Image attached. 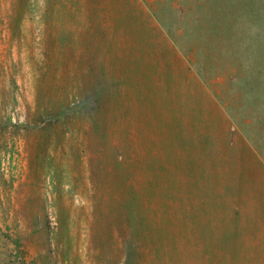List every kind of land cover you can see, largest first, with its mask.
<instances>
[{
	"label": "rangeland",
	"instance_id": "obj_1",
	"mask_svg": "<svg viewBox=\"0 0 264 264\" xmlns=\"http://www.w3.org/2000/svg\"><path fill=\"white\" fill-rule=\"evenodd\" d=\"M240 207L264 264V0H0V264L223 262Z\"/></svg>",
	"mask_w": 264,
	"mask_h": 264
},
{
	"label": "trees",
	"instance_id": "obj_2",
	"mask_svg": "<svg viewBox=\"0 0 264 264\" xmlns=\"http://www.w3.org/2000/svg\"><path fill=\"white\" fill-rule=\"evenodd\" d=\"M146 17L147 14L143 13V14H136L135 16V24L132 26L131 31L133 33V36L135 39L137 40H145L147 35L152 37L153 35H155L156 37V26L152 25V20L149 21V23H145L146 21ZM149 17H153V19L155 20V18H157L156 20H160L159 15H156L155 12L151 13L150 12V16ZM154 37V36H153ZM149 38V37H148ZM253 181H255L253 179ZM254 183V182H253ZM137 201V198L135 199ZM204 207L205 204L204 203H199V206L197 209L200 210V212L204 211ZM261 209V208H259ZM259 209L257 208V211H259ZM255 212V216L258 217L257 213H256V208L253 209ZM205 213H207V207H206V211ZM235 216L232 218H229L228 220H226L225 222L227 223V229H228V235L226 233L223 232V230L221 229V227L219 226L218 223H215V225L212 226V219H207V224L210 226V231L208 233V240L209 242H212V238L216 236V240L217 243H219L221 246H223V242L229 243V241H234L235 243H237V247H240L238 252L236 249H234L235 251H230L228 252V254L225 255L223 262H215L214 260H212L209 255L211 252L210 251V247L207 244H199L202 246V248L200 246H196V250L195 249H191V250H183V251H177L176 252V256L178 258H180V262H184V263H188V260L192 261V259H198L200 264H229V259L233 256H241L246 257L248 262H246L245 264H259V259L256 258L257 256H255L253 254L254 248L252 247V240H255V233H253L252 236L250 235H246L245 234V230L248 228V225H253V229L257 230V227H259L260 225H258L259 222H257L256 218L255 220H248L247 217L249 214V210L247 209H243V208H238L235 209ZM240 215H242L243 217H241ZM137 216V214L135 215ZM203 217V216H202ZM140 220L135 219L134 222L136 223V227L134 228V238L133 240H137L138 242L135 243L134 246H136V248L138 246L144 245L145 247L149 249L151 248L155 253H153V255L151 253H144L142 254V251L140 253L139 250L136 251V249L134 248V246H132V256L134 259L135 264H138V262L140 260H144L145 264H164L165 262V257L167 255H169L170 251L168 249L163 250L162 248H157L156 244L154 242V240L152 238H150V236H146L144 234L145 237L142 236V233L140 231V226L138 225L139 223H141L143 225L145 217H140ZM246 219V220H244ZM198 220L200 222H202L201 220H205L202 218H199L198 215L193 216V218H191L190 220H188V222L192 225L194 222H198L195 221ZM258 220H260L258 218ZM254 221V222H253ZM247 225V226H246ZM223 222H222V228H223ZM217 227H219V232H215V230L217 229ZM249 240V243H248ZM142 242V244H141ZM196 245V244H195ZM204 245V248H203ZM206 245V248H205ZM156 249V250H155ZM143 250V249H142ZM227 253V252H226ZM171 255L174 256L173 251H171ZM185 259H188L185 261ZM196 262L194 261V264ZM193 264V262H192ZM198 264V263H197Z\"/></svg>",
	"mask_w": 264,
	"mask_h": 264
}]
</instances>
